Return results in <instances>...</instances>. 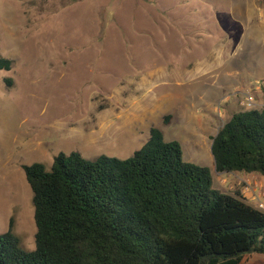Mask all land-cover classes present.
Returning <instances> with one entry per match:
<instances>
[{
	"label": "rangeland",
	"instance_id": "1",
	"mask_svg": "<svg viewBox=\"0 0 264 264\" xmlns=\"http://www.w3.org/2000/svg\"><path fill=\"white\" fill-rule=\"evenodd\" d=\"M254 4L264 0H0V56L14 62L0 70V234L14 218L21 248L36 247L24 165L50 170L72 152L126 159L153 127L181 144L184 161L208 167L216 189L264 190V175L218 173L211 151L251 83L264 80V38L245 32L252 19L264 27Z\"/></svg>",
	"mask_w": 264,
	"mask_h": 264
},
{
	"label": "trees",
	"instance_id": "2",
	"mask_svg": "<svg viewBox=\"0 0 264 264\" xmlns=\"http://www.w3.org/2000/svg\"><path fill=\"white\" fill-rule=\"evenodd\" d=\"M13 64L0 56V70ZM211 151L218 173L264 175V107L235 112ZM23 170L36 247L21 248L11 218L0 264H241L247 254L264 256V211L216 189L211 170L184 161L181 144L159 128L126 159L59 153L50 170L41 162Z\"/></svg>",
	"mask_w": 264,
	"mask_h": 264
},
{
	"label": "built area",
	"instance_id": "3",
	"mask_svg": "<svg viewBox=\"0 0 264 264\" xmlns=\"http://www.w3.org/2000/svg\"><path fill=\"white\" fill-rule=\"evenodd\" d=\"M264 96V80H255L251 83L250 91L244 94L241 101V108L244 110H253L263 108L264 104L261 105L258 102V98ZM245 194L255 202V206L264 211V190L261 186L256 185L255 189L248 186L244 190Z\"/></svg>",
	"mask_w": 264,
	"mask_h": 264
},
{
	"label": "crops",
	"instance_id": "4",
	"mask_svg": "<svg viewBox=\"0 0 264 264\" xmlns=\"http://www.w3.org/2000/svg\"><path fill=\"white\" fill-rule=\"evenodd\" d=\"M250 7V6H249ZM251 8H254L253 10L255 11L256 9H261L262 7H260L259 5H256V4H254ZM262 9H264V7L262 8ZM249 18H251V16H250V14H249ZM252 19V18H251ZM254 19H252V20H250L249 22H248V28L246 29V35H248V36H250L251 37V39H255V38H257L259 41H260V39H263L264 38V27H261V28H259V27H257V26H251V24H253L254 22ZM250 25V26H249ZM261 42V45L262 44H264L263 42H264V39L263 40H261L260 41ZM259 43V42H258ZM259 66H258V70H260L261 72H263L264 73V53H262L261 55H260V58H259ZM126 126V125H125ZM124 126V127H125ZM105 131L106 130H104V131H102V133H105ZM93 135L94 134H92V135H89L88 137L90 138V140H94L93 139ZM215 136V135H214ZM220 190V189H219ZM222 191V190H221ZM223 192V191H222ZM245 198L247 199L248 198V196H245Z\"/></svg>",
	"mask_w": 264,
	"mask_h": 264
}]
</instances>
